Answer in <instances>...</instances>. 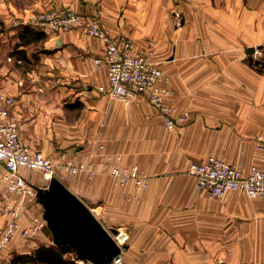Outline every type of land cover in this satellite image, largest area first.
<instances>
[{
    "label": "crops",
    "instance_id": "0c3cea01",
    "mask_svg": "<svg viewBox=\"0 0 264 264\" xmlns=\"http://www.w3.org/2000/svg\"><path fill=\"white\" fill-rule=\"evenodd\" d=\"M66 7L99 18L110 35L155 43L165 59L160 67L169 69L174 116L186 110L189 123L167 130L145 99L126 105L97 91L107 84L95 63L104 43L83 28L20 44L18 29L33 12ZM0 24V97L14 98L20 137L54 164L91 158L92 178L58 170L55 177L93 202L117 231L106 230L114 240L124 234V264H264V196L207 198L187 171L209 154L243 170L264 169V62L243 61V51L264 40V0H0ZM99 145L142 168L147 187H117L99 170L100 154L90 156ZM40 212L25 200L22 224ZM49 239L43 228L22 245L11 243L0 264Z\"/></svg>",
    "mask_w": 264,
    "mask_h": 264
},
{
    "label": "built area",
    "instance_id": "2783aa9c",
    "mask_svg": "<svg viewBox=\"0 0 264 264\" xmlns=\"http://www.w3.org/2000/svg\"><path fill=\"white\" fill-rule=\"evenodd\" d=\"M30 25L45 32L83 28L87 34L100 38L104 43V53L95 58V63L105 69L107 84L98 86L97 91L126 105L140 98L145 99L167 129L189 121L190 113L186 110L174 116L172 90L159 63L127 36L109 35L97 18L83 19L79 12L71 8L39 13L30 20ZM13 104V97H0V184L16 196L13 203H5L3 207L8 221L0 234V253L14 238L32 239L46 228L43 207L37 199V193L38 188L47 189V185L35 187L28 183L25 171L37 169L47 181L55 177L52 159L40 150L30 149L20 137L18 122L11 113ZM103 149V145H99L96 152L90 154H100L101 172L113 177L120 187L132 186L136 191L147 187V176L142 168L137 164H126L118 154L104 153ZM60 168L71 177L83 174L92 178L95 173L91 158L77 161L65 159ZM187 171L194 179L195 189L207 198L222 197L227 191H241L250 199L264 196V169L254 164L243 170L240 165L209 154L201 162H190ZM25 200L37 203L41 212L27 224H22L20 218ZM115 242L120 247L118 235ZM109 264H124L121 248Z\"/></svg>",
    "mask_w": 264,
    "mask_h": 264
},
{
    "label": "water",
    "instance_id": "95a60500",
    "mask_svg": "<svg viewBox=\"0 0 264 264\" xmlns=\"http://www.w3.org/2000/svg\"><path fill=\"white\" fill-rule=\"evenodd\" d=\"M37 199L54 245L71 246L78 259L92 264H109L120 252L86 204L56 177L50 178L47 189L38 188Z\"/></svg>",
    "mask_w": 264,
    "mask_h": 264
},
{
    "label": "rangeland",
    "instance_id": "374dc122",
    "mask_svg": "<svg viewBox=\"0 0 264 264\" xmlns=\"http://www.w3.org/2000/svg\"><path fill=\"white\" fill-rule=\"evenodd\" d=\"M66 8H70V7H66ZM62 9H65V8H61V9H58V10H49V11H36V12H33V16L31 17V20L32 18H35L39 13H42V12H45V13H49V12H55V11H59V10H62ZM72 9V8H71ZM74 10V9H73ZM76 11V10H75ZM78 12V11H77ZM80 13V12H79ZM81 14V13H80ZM82 15V14H81ZM83 19H87V18H84L82 16ZM97 18V17H95ZM99 20V18H97ZM100 22V20H99ZM101 23V22H100ZM30 24V23H29ZM102 25V24H101ZM103 27V26H102ZM0 28H3L2 25L0 24ZM35 29H37L36 27H34ZM104 28V27H103ZM106 31V30H105ZM48 32H51V31H48ZM109 34V33H108ZM110 35V34H109ZM125 36V35H124ZM128 37V36H127ZM130 38V37H128ZM100 39V38H99ZM131 39V38H130ZM132 40V39H131ZM133 41V40H132ZM134 43V41H133ZM135 44V43H134ZM136 46L138 47H142L144 49H146L149 53H150V57L159 63V66L161 64V62H164L165 59L163 61H161L157 56H158V52L156 51V47H155V43H148L147 45H137L135 44ZM261 46V47H260ZM250 48L251 51H248ZM250 48H247L246 51L244 50L243 51V61L244 62H264V50H260L261 48H264V40L262 42L259 43V46H253V47H250ZM169 62V60H167ZM4 62H0V65H2ZM167 63V62H165ZM161 68V67H160ZM162 72H163V75H164V78H166L168 80V85H169V88L172 90V87H171V81H170V74H169V69L168 71H164L162 68H161ZM172 95H173V90H172ZM171 95V97H172ZM183 112V111H182ZM181 114V113H180ZM190 121V119H189ZM189 121L183 123V122H180V124L178 125H184V124H187L189 123ZM165 127V126H164ZM166 128V127H165ZM167 129V128H166ZM167 130H171V129H167ZM73 160V159H72ZM64 161V160H63ZM74 161H77V160H74ZM62 162V161H61ZM61 162L58 164H55L54 166V169H55V172L57 173V170L61 173V174H64L62 171H61V168H60V164ZM36 176H35V175ZM67 175V174H66ZM79 175H82V174H79ZM25 176H26V180L28 183H31L33 185H35V187H40V186H43V185H48V181L46 179H44L43 177V174L41 171L37 170V169H28L25 171ZM69 176V175H68ZM78 176V175H77ZM117 185V184H116ZM119 185H117L118 187ZM120 187V186H119ZM123 188V187H122ZM16 198L15 194H13L12 192L8 191L5 189V187L3 185L0 184V234L3 232L6 224H7V221H8V215L5 214L3 212V207H4V204L5 203H13V200ZM87 201V200H86ZM88 204H86V206L89 208L90 211H92V214L94 215V217L96 218L97 221H100L102 222L103 224H101L105 230H108L110 231V233H117V231H114L112 228L108 227L107 224H105V222L103 221V217L100 216L99 213H96L91 207H93V202H89L87 201ZM92 209V210H91ZM100 216V217H99ZM112 216V215H111ZM47 228V227H46ZM46 230V229H45ZM47 230L49 231V229L47 228ZM50 232V231H49ZM51 234V233H50ZM123 237H124V234L122 233V236L119 237L120 238V241L122 242L123 241ZM27 241L26 240H21V239H13L7 246H11V243L12 244H18V245H22L23 243H26ZM49 242H51L50 244H53V241L52 239H49ZM48 242V243H49ZM6 246V247H7ZM68 246V245H67ZM6 247L4 248L3 251H5ZM3 251L1 253H3ZM0 253V254H1ZM11 253V251H9L7 253V255H9ZM11 256V255H10ZM76 264H79V262H82V260L80 259H76ZM88 262V261H87Z\"/></svg>",
    "mask_w": 264,
    "mask_h": 264
},
{
    "label": "trees",
    "instance_id": "16d2710c",
    "mask_svg": "<svg viewBox=\"0 0 264 264\" xmlns=\"http://www.w3.org/2000/svg\"><path fill=\"white\" fill-rule=\"evenodd\" d=\"M18 36L20 44L28 45L43 40L46 34L43 30H36L31 25L25 24L19 27ZM76 259L75 251L71 246L49 244L40 245L29 252H12L9 264H76Z\"/></svg>",
    "mask_w": 264,
    "mask_h": 264
}]
</instances>
